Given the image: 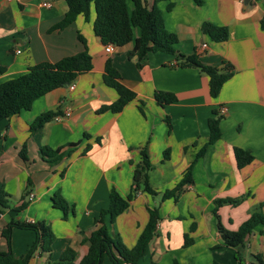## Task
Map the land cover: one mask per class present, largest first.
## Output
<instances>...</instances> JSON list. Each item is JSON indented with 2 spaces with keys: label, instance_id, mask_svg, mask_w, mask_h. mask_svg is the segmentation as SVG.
<instances>
[{
  "label": "crops",
  "instance_id": "obj_1",
  "mask_svg": "<svg viewBox=\"0 0 264 264\" xmlns=\"http://www.w3.org/2000/svg\"><path fill=\"white\" fill-rule=\"evenodd\" d=\"M43 1L0 0V82L36 63L56 62L85 48L92 68L79 74L73 87L59 86L36 98L28 110L0 120V188L7 200V207L0 210V250L8 248L1 229L11 218L42 221L54 239L49 251L36 250L28 264H62L58 258L66 248L76 252L78 264L88 250L82 239L98 226L95 218L107 208L114 187L122 197L131 198L127 209L113 220L105 215L104 223L126 247L135 244L150 209H157L160 217L145 254L135 264L212 263L214 254L230 248L216 247L221 238L213 200L247 195L239 205H222L218 210L230 230H236L252 211H264V31L260 27L264 0H203L201 5L194 0H145L149 6L155 1L164 29L177 37L176 50L195 53L203 64L232 67L216 97L209 93L208 76L197 67L176 65L175 55L155 51L138 59L136 53L128 54L132 42L105 52L92 29L93 7L89 20L79 14L60 28L56 25L67 11L66 1L46 0L49 7ZM126 3L130 9L131 0ZM205 21L225 26L227 39L211 41L201 31ZM108 57L120 82L135 93L115 113L97 111L117 98L102 79ZM157 91L170 92L176 100L160 104ZM221 106L227 110L219 121L220 138L199 156L208 141V118L214 110L220 113ZM46 111H57L60 117L31 129L34 119ZM66 111L70 114L62 117ZM22 145L27 159L19 155ZM43 146L58 149L60 159L47 162L39 154ZM234 147L249 150L252 161L237 167ZM143 148L151 163L147 176L155 195L141 186L132 190L133 170ZM191 162L192 181L176 199L162 198ZM30 192L34 197L26 200ZM56 192L70 206L65 217L52 205ZM24 201L26 206L18 209ZM185 234L191 240L187 246H183ZM263 234L261 225L247 237L248 254L264 252ZM34 239L33 230L13 228L12 253L21 256ZM102 264L113 263L104 255Z\"/></svg>",
  "mask_w": 264,
  "mask_h": 264
},
{
  "label": "trees",
  "instance_id": "obj_2",
  "mask_svg": "<svg viewBox=\"0 0 264 264\" xmlns=\"http://www.w3.org/2000/svg\"><path fill=\"white\" fill-rule=\"evenodd\" d=\"M67 11L63 19L56 27H65L73 22L77 15L83 14L86 20H89L90 10L93 7L95 17L92 22V29L99 37L102 44L112 43L115 46H123L132 42V49L129 56L137 54L138 59L144 58L148 52L163 51L175 55L176 65L181 67H197L205 73L208 78L209 93L216 97L222 84L232 75V67L224 65L217 67L203 64L195 53L184 54L175 49L177 37L174 33L167 32L164 29V21L161 12L155 5V1L149 6L145 0H131L132 7L129 9L126 0H65ZM197 5H201L203 0H194ZM171 4L168 5V8ZM260 27L264 31V17L260 21ZM201 31L207 35L211 41L221 42L227 39L228 30L225 26L216 25L210 22L201 24ZM83 41V39L79 36ZM92 68V59L87 49H83L76 54L65 56L56 62H39L12 78L0 82V120L8 118L21 110H28L32 102L39 96L59 87L72 83L75 78ZM103 82L113 88L117 93V98L109 104L102 105L97 111L119 112L129 101L134 99L135 93L120 82L118 71L112 66L111 58L108 57L104 63ZM155 99L158 103L164 104L176 100L174 94L166 91H157ZM213 116L208 118L207 125L209 136L207 143L198 154L204 152L207 145L220 138L221 131L219 121L221 114L214 110ZM58 114L57 111H46L39 114L30 124V128L41 127L45 122L51 120ZM85 148L84 151H87ZM234 157L237 167H243L250 163L253 156L249 150L234 147ZM39 154L49 163H54L60 159L58 149H52L48 146L39 148ZM165 154V152H164ZM19 155L22 159H27L26 146L22 145ZM194 162H191L182 174V177L170 190L162 193V198H177L178 193L184 185L189 184L191 179V170ZM151 168L148 152L146 148L140 151V161L135 164L132 176V190H137L140 186L144 191L155 195L157 192L148 182L147 172ZM6 193L0 188V210L7 207ZM130 196L122 197L119 192L112 187L108 195V206L102 209L99 216L95 218L98 226L91 232L89 237L83 238L87 242L88 250L80 259L78 264H102L104 255H108L113 264L130 263L135 264L145 254L149 242L152 240L156 224L159 220L157 209L149 210V218L143 230L139 234L135 244L129 248L126 247L116 234H109L104 223V216L108 215L110 220L127 209ZM52 205L59 208L65 217L70 206L56 192L52 196ZM243 199L240 197L215 198L213 200L212 214L216 220V227L219 232L221 242L216 247H244L247 237L257 226L264 225V211L254 210L238 226L236 230L225 228L219 219L217 213L218 207L223 204H238ZM27 201H24L18 209H23ZM13 228L31 229L35 232V239L27 251L21 256H15L11 251V232ZM194 227L191 226V230ZM1 235L7 242V250H0V264H28L35 254L36 250L49 251L54 235L50 227L42 221H20L10 219L1 229ZM191 242L187 234L184 235L183 246ZM237 251L235 252V255ZM241 261L240 255H236ZM263 253L254 254L259 263H264ZM76 252L72 248H66L58 258L62 264H75ZM150 264H155L151 262ZM173 264H180L174 260ZM210 264H218L213 261ZM243 264V263H242Z\"/></svg>",
  "mask_w": 264,
  "mask_h": 264
},
{
  "label": "rangeland",
  "instance_id": "obj_3",
  "mask_svg": "<svg viewBox=\"0 0 264 264\" xmlns=\"http://www.w3.org/2000/svg\"><path fill=\"white\" fill-rule=\"evenodd\" d=\"M240 196H243V199L238 204H235V205H232V204H223V205H230L231 207H235V206L239 205L240 203H242V201L245 199V197L247 195H238V196H235V197H240ZM230 198H234V197H230ZM221 206L218 207V210H219V208ZM212 208H213V206H212ZM218 210H217V213H218ZM218 215H219V213H218ZM219 219H220V215H219ZM215 223H216V220H215ZM220 223L224 226V224L222 223L221 220H220ZM230 249H232L231 252L229 251ZM227 250L228 251L225 250L226 252L223 251L221 253L214 254V256H213L214 258L213 259H215V260H213V261H216L218 264H242V263L244 264L245 262H249V263H252V264H261V263L258 262V260L256 259V257H254V254H252V255L251 254H248L246 252V250L244 249V247H237V248L230 247ZM236 251H237V254L236 255H240L241 261H239L237 259V256L235 255V252ZM261 257H262V260H264V257L263 256H261ZM262 264H264V263H262Z\"/></svg>",
  "mask_w": 264,
  "mask_h": 264
},
{
  "label": "built area",
  "instance_id": "obj_4",
  "mask_svg": "<svg viewBox=\"0 0 264 264\" xmlns=\"http://www.w3.org/2000/svg\"><path fill=\"white\" fill-rule=\"evenodd\" d=\"M42 5H44V6H46V7H49L51 4H50V2H48V1H46V0H44L43 2H42ZM202 48H205L206 47V44L205 43H203L202 45ZM114 49H115V45L114 44H112V43H106V44H104V50H105V52H107V53H112L113 51H114ZM17 52H20V50H17ZM72 83H70L69 85H70V87H73V85H71ZM226 107L225 106H221L220 107V109H219V111H220V114L221 115H223L225 112H226ZM70 113H69V111H66L63 115H61L62 117H66V116H68ZM60 116H55L54 118H56V119H58ZM34 197V194L32 193V192H30V193H28V195H27V198H26V200H31L32 198ZM0 216H1V212H0Z\"/></svg>",
  "mask_w": 264,
  "mask_h": 264
}]
</instances>
